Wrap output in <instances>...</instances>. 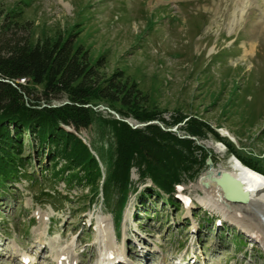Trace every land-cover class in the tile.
<instances>
[{
	"label": "rangeland",
	"instance_id": "374dc122",
	"mask_svg": "<svg viewBox=\"0 0 264 264\" xmlns=\"http://www.w3.org/2000/svg\"><path fill=\"white\" fill-rule=\"evenodd\" d=\"M10 14L26 27L3 32ZM59 35H73L93 63L102 61L105 77L130 75L148 111L169 123L203 119L220 137L198 142L206 164L229 169L231 143L264 171V0H0V39L28 36L36 45ZM99 126L81 136L105 152ZM184 126L170 127L184 135ZM24 156L34 157L28 177L0 191V264H63L72 256L100 264L107 224L117 264H264L261 241L203 205L208 167L183 178L174 207L135 168L129 192L105 199L101 188L53 179L45 154L28 148Z\"/></svg>",
	"mask_w": 264,
	"mask_h": 264
},
{
	"label": "trees",
	"instance_id": "16d2710c",
	"mask_svg": "<svg viewBox=\"0 0 264 264\" xmlns=\"http://www.w3.org/2000/svg\"><path fill=\"white\" fill-rule=\"evenodd\" d=\"M19 18L7 16L3 32L26 27ZM103 67L102 61H91L90 52L82 44L76 45L73 35H59L54 41L45 39L36 45L28 36L0 39V191L28 177L26 166L34 159L24 156L29 148L38 156L45 154L52 162L48 169L51 177L66 185L101 188L105 199L113 190L126 195L135 168L141 180L150 179L153 195H167L174 207L180 204L174 195L183 178L207 167L208 154L198 142L209 134L219 135L197 116L180 115L169 123L162 112L148 111L143 107L148 105V97L130 75L116 70L105 77ZM21 79L27 80L26 85L19 83ZM60 93L76 103L52 106ZM98 105L139 123L159 121L171 128L184 122L181 130L185 134L165 131L156 124L134 129L115 116L95 115L92 109ZM95 124H100L105 152L80 138L82 131ZM226 146L245 165L264 174L255 163L239 157L231 143Z\"/></svg>",
	"mask_w": 264,
	"mask_h": 264
},
{
	"label": "bare ground",
	"instance_id": "6f19581e",
	"mask_svg": "<svg viewBox=\"0 0 264 264\" xmlns=\"http://www.w3.org/2000/svg\"><path fill=\"white\" fill-rule=\"evenodd\" d=\"M21 80L27 81L26 79ZM75 103L76 102L72 101L65 93L58 94L56 99L51 102L52 106H71ZM92 111L95 115L104 118L107 117L108 119H111L112 116L116 118L117 115H119L118 112H112L105 105H98L94 107ZM119 120L130 126L138 127L135 129L142 128L139 122L132 117L120 116ZM220 132L222 136L237 143V138L228 130L222 129ZM210 161L205 175L202 178V181L205 180L206 184L203 182L199 185L204 194V198L202 199L203 205L211 211L222 214L224 220L233 222L243 228L255 239L261 241L264 247V220H262V217H264V174L248 167L237 156H233L230 160L229 169L226 168L221 171L216 169L212 159H210ZM223 173H228L241 183V188L245 193V200H242V202H231L225 196V192L228 193L229 189L231 190L232 188L230 186L229 188L224 187L215 181V179L221 177ZM188 205L189 203H187V206ZM101 223L104 224L106 222L101 221ZM111 226L114 227L113 220L111 221ZM109 227L110 224L105 226L101 225L102 238L106 241V252L100 264H116L118 261L117 258H119L117 257L119 252L113 247V236L111 237L109 234ZM75 262L76 259L72 256L70 259L66 257L63 264H75Z\"/></svg>",
	"mask_w": 264,
	"mask_h": 264
},
{
	"label": "water",
	"instance_id": "95a60500",
	"mask_svg": "<svg viewBox=\"0 0 264 264\" xmlns=\"http://www.w3.org/2000/svg\"><path fill=\"white\" fill-rule=\"evenodd\" d=\"M45 106L46 105H44V107ZM54 107H56V106H54ZM112 112H115V111H112ZM116 118L119 120L120 119V115H117ZM153 124L159 125L163 130L168 131V132H174V131H176L175 129H172V128H165V126L163 124H161L159 121H150V122H146V123H139L140 127H145V126L153 125ZM131 127H133V126H131ZM133 128L135 129V128H138V127H133ZM85 143L90 147V145L87 142H85ZM210 162L211 161L209 160L207 162V165H209ZM215 181L218 184H220V185H222L224 187H228L229 188V186H230L232 188L231 190L229 189V191L227 190L228 193L225 192V196L231 202H242V200H245V193H244V191L241 188V183L237 179H235L232 176H230L228 173H223L221 175V177H217L215 179ZM262 220H264V217H262Z\"/></svg>",
	"mask_w": 264,
	"mask_h": 264
},
{
	"label": "built area",
	"instance_id": "2783aa9c",
	"mask_svg": "<svg viewBox=\"0 0 264 264\" xmlns=\"http://www.w3.org/2000/svg\"><path fill=\"white\" fill-rule=\"evenodd\" d=\"M19 83L22 85H26L27 81L19 80Z\"/></svg>",
	"mask_w": 264,
	"mask_h": 264
}]
</instances>
